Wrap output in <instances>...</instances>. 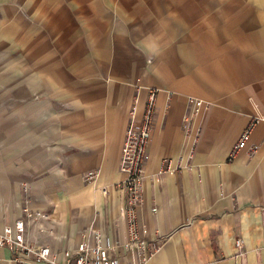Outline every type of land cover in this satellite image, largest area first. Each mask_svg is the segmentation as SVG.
Masks as SVG:
<instances>
[{"label": "crops", "instance_id": "obj_1", "mask_svg": "<svg viewBox=\"0 0 264 264\" xmlns=\"http://www.w3.org/2000/svg\"><path fill=\"white\" fill-rule=\"evenodd\" d=\"M150 89L143 264H264V0H0V230L21 218L56 261L91 231L122 242L119 150Z\"/></svg>", "mask_w": 264, "mask_h": 264}, {"label": "built area", "instance_id": "obj_2", "mask_svg": "<svg viewBox=\"0 0 264 264\" xmlns=\"http://www.w3.org/2000/svg\"><path fill=\"white\" fill-rule=\"evenodd\" d=\"M154 96V90H148L143 110L137 120L132 118L133 106H130L128 121L123 131L117 167L123 177L114 184L120 200L118 217L126 233L123 241L112 243L103 238L98 231H91L90 239H82L74 247L61 250V260L56 261L54 254L47 246L30 245L26 242L23 220L17 218L11 225L3 226L0 230V247L9 251L12 262L23 264L25 260H31L33 264H119L120 256L116 253L124 250L129 253L124 264H143L159 248L161 240L147 238L137 218V210L142 204L141 170L147 156L146 148L154 115ZM186 104L197 107L201 105V102L187 97ZM257 122L258 118L255 116L249 118L231 145L227 154L228 160L247 146L250 132ZM252 150L253 148L249 151L252 152ZM161 165L164 173L180 170L178 164L171 166L168 159L162 160ZM96 174V170H88L81 175V180L85 183L92 182ZM100 192L104 194L105 189L101 188ZM150 210L154 211V208ZM38 215L37 212L25 214L28 218ZM234 247H240L239 239L234 240Z\"/></svg>", "mask_w": 264, "mask_h": 264}]
</instances>
